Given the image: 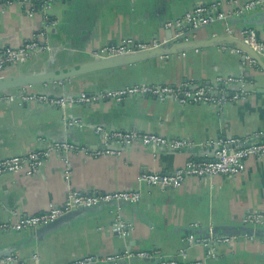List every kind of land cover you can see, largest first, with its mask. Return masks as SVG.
I'll return each instance as SVG.
<instances>
[{
	"label": "crops",
	"instance_id": "1",
	"mask_svg": "<svg viewBox=\"0 0 264 264\" xmlns=\"http://www.w3.org/2000/svg\"><path fill=\"white\" fill-rule=\"evenodd\" d=\"M247 1L250 0L56 2L47 10V15L57 21L44 39L48 51L8 69L5 76L69 72L94 62V51L125 39L165 40L172 34L166 23L183 17L197 5L222 2L229 11ZM242 16L230 21L233 30L241 34L252 28L264 41V6ZM43 17L42 12L27 15L19 3L0 7V45L21 47L42 29ZM225 29L226 24L219 22L199 31L193 39L225 36ZM242 75L251 82L247 86L251 94L221 110L206 104L184 105L173 99L160 101L151 97H132L120 104L107 101L91 106L72 105L61 110L32 101L22 103L17 89L1 93L0 160L27 155L50 143L100 147L97 127L153 133L195 143L264 132V70L259 65L244 66L240 55L231 48L188 49L25 89L36 94L77 96L133 85L179 86ZM76 120L80 125H69ZM109 146L114 151L98 157L83 150L66 157L52 153L33 176L24 172L0 176V222L15 223L22 214L37 215L52 206L64 205L70 190L142 193L135 206L103 205L47 231L0 234V253L16 258L6 264H73L90 256L105 258L127 251L152 250L161 251L166 258H176L178 264H264V227L252 229L244 224L249 212H264V156L251 159L247 169L236 177L188 178L177 190H161L140 183L141 174L180 170L189 153L140 145L122 147L114 142ZM118 217L130 226L126 237L113 231ZM190 231L196 237H206L213 231L219 235L236 233L238 238L229 244L218 243L216 256L210 257L206 247L187 244ZM181 251L186 252L185 258L178 256ZM98 264L154 263L127 259Z\"/></svg>",
	"mask_w": 264,
	"mask_h": 264
},
{
	"label": "built area",
	"instance_id": "2",
	"mask_svg": "<svg viewBox=\"0 0 264 264\" xmlns=\"http://www.w3.org/2000/svg\"><path fill=\"white\" fill-rule=\"evenodd\" d=\"M69 0H0V7H8L19 3L25 8L29 16L42 12L43 27L32 37L25 40L21 47L0 45V78L6 77L5 73L12 67L27 63L35 55L48 51L44 43L49 29L56 25L57 21L47 15V10L56 2H67ZM222 2L212 4H200L194 9L185 13L179 19L166 23V28L172 31L170 37L163 41L153 40L150 42L134 38L123 40L118 45H107L93 52L98 60L114 59L121 56L133 55L142 52L158 49L167 43L180 44L189 42L196 37V34L216 23L226 24V35L237 37L250 46L260 56H264V41L260 40L257 32L246 29L237 34L231 26V19L241 17L245 13L256 11L264 6V0H250L243 4H237L234 10L226 11ZM222 49H229L226 46H219ZM238 53L244 66H257V62L246 52L232 49ZM168 57V56H167ZM248 83L244 75L239 77H219L214 82H185L179 86H166L159 84H145L127 86L115 90H103L94 93H81L77 96H49L28 92L23 88L18 92V98L22 103L37 102L49 107L64 110L72 105H95L101 102L114 101L122 103L132 97H151L165 101L173 99L178 103L206 104L214 109L221 110L229 103L237 104L246 100L251 94L248 90ZM6 96L4 97V99ZM12 97H7L11 99ZM13 99V98H12ZM70 126L80 125L79 121L69 122ZM95 133L101 138L102 143L97 148H86L71 143H50L46 148L33 151L23 156L9 157L0 160V176L3 174H17L24 172L27 176L37 174L52 153L66 155L83 150L94 157L110 154L114 151L109 145L118 143L122 147H154L165 149L172 153L187 152L189 158L184 168L175 172L165 173H143L140 176V183L148 188H159L161 190L179 189L188 178L212 179L220 176L223 178L236 177L243 173L253 158L264 156V132H257L246 137H227L219 141H206L195 143L190 140L168 138L153 133H143L130 130L106 131L101 127L95 129ZM201 151H204L202 153ZM142 193L137 190H125L120 192H80L70 190L67 201L61 206H52L47 211L37 215L22 214L15 223L11 221L0 222V234H8L22 231H37L61 217L76 211L90 210L103 205L129 204L138 205ZM244 224L248 228L256 229L264 227V212H249L244 217ZM130 226L120 217L117 218L113 231L120 236L126 237ZM238 235V234H237ZM237 235H219L210 232L206 237L190 235L186 242L190 246L201 245L206 247L210 257L216 256V245L218 243H232ZM249 237L248 234L244 235ZM180 257H186V252L181 251ZM127 259H139L154 264H178L176 258H166L161 251H127L125 254H116L109 257L98 258L96 256L86 257L75 261L73 264H98L116 263ZM16 261V258L9 255L0 257V264ZM188 264H202L193 262Z\"/></svg>",
	"mask_w": 264,
	"mask_h": 264
},
{
	"label": "water",
	"instance_id": "3",
	"mask_svg": "<svg viewBox=\"0 0 264 264\" xmlns=\"http://www.w3.org/2000/svg\"><path fill=\"white\" fill-rule=\"evenodd\" d=\"M243 19H245V16L243 17ZM206 46L207 47L208 46L209 47L226 46L231 49L242 50L246 52L248 55H250V57L254 59L257 62V64L264 70V62L262 60V57L257 52H255L250 46L245 44L241 39L237 37L227 36V35L225 36L215 35L211 37L210 39H206V40L194 41V39H191L189 42H184L180 44L167 43L166 45L158 49H154L152 51L142 52V53L133 54V55H127V56H121V57H117L114 59H107V60L96 59L92 63L79 66L78 68H72L69 72L61 71L59 73H55V72L46 71V72L21 74L17 76L2 77L0 78V94L11 91V90H16V89L21 90L23 88L35 87L39 85H47L50 83H60L62 81L70 80L78 76H83V75H87V74L98 72V71L118 68L121 66L133 65L139 62L146 61L148 59L155 58V57H167L171 54L184 52L188 49H199L201 47H206ZM49 96H52V95H49ZM57 97H60V96H57ZM87 211H91V209L73 211L61 217L57 221L51 223L50 225L45 226L41 228V230L40 229L39 230L47 231L49 229H53L59 224L70 221ZM192 234L193 233H191L190 231L188 235H192ZM224 235H236V233H229V234H224ZM9 255L11 254L0 253V257H7Z\"/></svg>",
	"mask_w": 264,
	"mask_h": 264
}]
</instances>
